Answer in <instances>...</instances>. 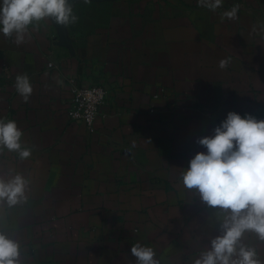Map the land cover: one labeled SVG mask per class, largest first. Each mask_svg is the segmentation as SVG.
Returning a JSON list of instances; mask_svg holds the SVG:
<instances>
[{"label": "crops", "instance_id": "1", "mask_svg": "<svg viewBox=\"0 0 264 264\" xmlns=\"http://www.w3.org/2000/svg\"><path fill=\"white\" fill-rule=\"evenodd\" d=\"M69 2L75 24L41 21L20 45L0 34V118L32 149L26 160L0 150V178L29 181L26 200L0 204V231L20 243L21 264H136L137 241L159 264H193L223 212L179 176L228 112L264 111V0L215 12L198 0ZM234 4L238 19L221 20ZM25 73L27 103L14 86ZM71 77L108 89L92 129L68 114ZM242 242L264 264V241Z\"/></svg>", "mask_w": 264, "mask_h": 264}, {"label": "clouds", "instance_id": "2", "mask_svg": "<svg viewBox=\"0 0 264 264\" xmlns=\"http://www.w3.org/2000/svg\"><path fill=\"white\" fill-rule=\"evenodd\" d=\"M224 0H198V5L213 12ZM90 4L91 0H83ZM239 4L221 14V20L238 19ZM67 26L78 21L69 0H0V34L16 45L25 41L30 26L41 21ZM230 60L221 59L219 68ZM15 90L27 103L33 92L29 76L18 74ZM24 132L14 119L0 118V150L18 154L21 160L31 157L32 149L22 145ZM206 151L197 152L179 179L185 189L195 190L211 208L220 209L223 217L220 235L211 240L193 264H262L255 248L242 242L246 232L264 241V120L251 114L227 113L213 135L198 138ZM29 181L16 174L7 181L0 178V204L14 206L27 199ZM136 264H159L152 247L139 241L132 244ZM20 243L0 231V264H21Z\"/></svg>", "mask_w": 264, "mask_h": 264}, {"label": "built area", "instance_id": "3", "mask_svg": "<svg viewBox=\"0 0 264 264\" xmlns=\"http://www.w3.org/2000/svg\"><path fill=\"white\" fill-rule=\"evenodd\" d=\"M54 66V63H50ZM73 92L72 100L68 108L70 118L84 121L92 129L95 119L100 114V109L108 99V89L102 84H91L83 87L76 83L71 77L68 79ZM164 94V89L154 93L153 97L158 99ZM258 120H264V111L260 110L253 115Z\"/></svg>", "mask_w": 264, "mask_h": 264}]
</instances>
